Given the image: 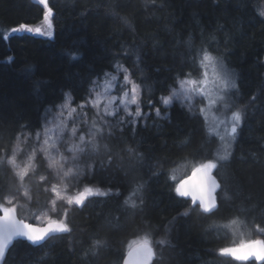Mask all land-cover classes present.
<instances>
[{"label": "trees", "instance_id": "obj_1", "mask_svg": "<svg viewBox=\"0 0 264 264\" xmlns=\"http://www.w3.org/2000/svg\"><path fill=\"white\" fill-rule=\"evenodd\" d=\"M48 6L53 9V37L17 38L11 29L20 23L43 24L44 6L39 0H0V158L19 142L22 130L27 134L40 127L45 109L63 103L65 93H71L75 107L87 96L89 78L114 72L117 61L135 72L133 79L143 82L142 87L152 88L151 98L163 115L166 109L159 98L169 95L178 75L198 76L192 50L209 44L235 72L236 104L247 107V118L233 155L219 169L217 179L230 199L216 215H201L199 210L177 215L190 209L192 201L176 195L179 179L171 177L187 165L213 158L218 140L207 135L202 117H192L173 102L167 109L169 119L155 120L162 131L149 119V127L141 123L135 138L125 132L118 141H102L114 158L92 184L119 190L118 197H91L82 210L69 209L70 234H60L43 248L19 243L9 250L5 264H121L129 243L145 237L155 249L152 264H242L217 250L241 240L264 239L256 229L257 224L264 227V0H48ZM74 44L82 54L77 61L66 55ZM138 53L143 73L134 68ZM253 95L258 99L248 106ZM148 97L142 91V99ZM196 103L198 109L200 101ZM143 108L149 111L146 103ZM116 135L121 136L119 130ZM30 143L20 148L27 152ZM129 148L143 159H134ZM18 159L22 164L25 156ZM96 159L97 167L101 159L107 163L103 148ZM151 167L158 177L150 178ZM37 180L32 176L21 185L15 168L0 167V187L29 192L32 202L18 198V215L30 221L33 213L46 211L43 205L51 195L37 192ZM142 181H147L142 193L124 206ZM133 201L136 208L130 206ZM65 206L58 202L60 214ZM97 238L102 248L93 245Z\"/></svg>", "mask_w": 264, "mask_h": 264}, {"label": "snow or ice", "instance_id": "obj_2", "mask_svg": "<svg viewBox=\"0 0 264 264\" xmlns=\"http://www.w3.org/2000/svg\"><path fill=\"white\" fill-rule=\"evenodd\" d=\"M39 3L45 9L44 26L33 27L20 23L11 29V33L17 38H23L24 35L49 39L53 37V9L48 6V0H39ZM123 22L128 23L126 19ZM219 30L222 31V26ZM3 39L8 40L10 37ZM73 48L74 50H68L66 55L71 60L77 61L82 54L75 44ZM122 50L127 51L123 46ZM216 50L218 49H211V44L208 47L192 50L191 64L199 74L194 77L192 72H189L184 74L183 78L180 75L174 78L176 86H169V95L159 98V103L166 109L163 115L161 108L157 107L151 98L152 88L142 87L143 82L137 83L133 79L135 72H130L117 61L113 65L114 72L104 71L102 74L96 73L95 78H89L87 96L78 105L73 107L71 93H65L63 103L45 109L43 123L39 128L27 134L22 130L17 137L19 142L10 150H4L5 155L0 158V167L11 165L15 169H20L16 175L21 185L26 178L37 176V192L51 195L43 205L46 212L33 213L32 222H29L18 215V207H22L18 204V198H26L28 202H32L29 192H21L19 187L13 189L7 184L0 187L2 194L0 195V264H5L6 252L19 243L27 242L29 246L43 248L49 240L55 239L60 234H70L72 229L68 222L69 209L76 207L82 210L86 202H90L91 197H118L119 190L115 192L110 188L101 190L92 184L97 173L112 166L114 158L113 151L102 141H118L125 132H131L135 138L141 123L145 128L149 127L147 124L149 119L153 120L152 127L162 131L155 120L169 119L167 109L173 106L174 101L178 102L182 109L186 108L192 117H202L207 135L218 140L213 158L197 163L192 168L190 176L175 184L176 195L190 196L192 201L190 209L177 215L186 217L190 211L197 210L201 215H216L224 206L225 199H230L222 186L223 181L217 179L219 169H222L233 155V145L238 142L239 131L247 118V107L241 108L236 104L239 96L236 74L225 65L222 55L213 54ZM133 63L134 68L143 73V69L139 67L143 63L139 53ZM145 90L149 93L146 101L142 99V91ZM257 99L258 97L253 95L248 101V106ZM197 100L200 101L198 109ZM145 103L149 106L147 112L143 108ZM89 112L92 113L91 117ZM28 127L29 125L23 126V128ZM118 130L121 136L116 135ZM20 137L23 139L21 140ZM28 142H31L29 151L24 152L20 144ZM102 148L107 163L101 159L97 167L96 157L101 156ZM127 151L134 159H143L142 156L134 154L131 148ZM21 155L25 156L22 166L17 163ZM149 170L150 178L158 177L159 173L154 167ZM171 179L175 180V177ZM53 180L56 182L52 183ZM61 185L64 186L63 195L60 191ZM146 185L147 181L138 183L130 197L125 199L124 206L129 205L132 196L142 193ZM217 190H220L219 193ZM217 195L220 196L219 202ZM36 202L39 203L38 200ZM58 202L66 205L62 214L57 207ZM130 206L137 207L134 201ZM256 229L264 235V227L257 224ZM166 242V238L159 241L160 244ZM93 245L102 248L98 238L93 241ZM217 251L219 255L230 256L242 264L251 260L264 262V239L241 240L238 244L222 247ZM155 255L150 239L145 237L133 240L129 243L121 264H152Z\"/></svg>", "mask_w": 264, "mask_h": 264}, {"label": "rangeland", "instance_id": "obj_3", "mask_svg": "<svg viewBox=\"0 0 264 264\" xmlns=\"http://www.w3.org/2000/svg\"><path fill=\"white\" fill-rule=\"evenodd\" d=\"M44 26V22H43V24H41V25H39V26H36V27H43ZM214 54V53H213ZM214 55H216V54H214ZM224 63H225V65L229 68V70H231L230 69V67H229V65H228V63H227V61L225 60V58H224ZM122 73H121V79H122ZM236 81H237V76H236ZM175 102V101H174ZM197 104V103H196ZM210 115V114H209ZM90 117H91V115H89ZM148 123V122H147ZM20 147H21V145H20ZM19 159H17V163L18 164H21V163H19V161H18ZM21 166H22V164H21ZM195 165H187V166H185V167H183L181 170H178L177 172H176V174L174 175V177L175 178H177L178 177V179L179 180H177L176 181V183H178L180 180H182L184 177L183 176H186V175H189L190 173H191V170H192V168L194 167ZM15 171H16V173L17 172H19L20 171V169H15ZM180 171V172H179ZM179 173V174H178ZM182 177V178H181ZM56 181L55 180H53L52 181V183H55ZM25 191V190H24ZM60 191H61V194L63 195V194H65L64 193V186L63 185H61L60 186ZM74 191V190H73ZM46 212V211H45Z\"/></svg>", "mask_w": 264, "mask_h": 264}, {"label": "water", "instance_id": "obj_4", "mask_svg": "<svg viewBox=\"0 0 264 264\" xmlns=\"http://www.w3.org/2000/svg\"><path fill=\"white\" fill-rule=\"evenodd\" d=\"M214 171H215V170H214ZM214 175H215V173H214ZM194 183H195V182H193V185H194ZM193 185H190V187L193 186ZM217 192H218V190H217ZM184 198L191 200V197H190V196H189V197H184ZM29 222H31V221H29ZM153 248H154V247H153ZM8 251H9V250H8ZM8 251H7V252H8ZM154 251H155V250H154ZM7 252H6V254H7ZM126 253H127V252H126ZM229 257H230V256H229ZM251 261H252V260H251ZM152 263H153V262H152ZM259 263H262V262H259Z\"/></svg>", "mask_w": 264, "mask_h": 264}, {"label": "bare ground", "instance_id": "obj_5", "mask_svg": "<svg viewBox=\"0 0 264 264\" xmlns=\"http://www.w3.org/2000/svg\"><path fill=\"white\" fill-rule=\"evenodd\" d=\"M28 221H29V220H28ZM154 250H155V249H154ZM8 252H9V251H8ZM8 252H7V253H8ZM6 255H7V254H6ZM6 255H5V256H6ZM125 255H126V254H125ZM258 263H259V262H258ZM262 263H263V262H262Z\"/></svg>", "mask_w": 264, "mask_h": 264}]
</instances>
